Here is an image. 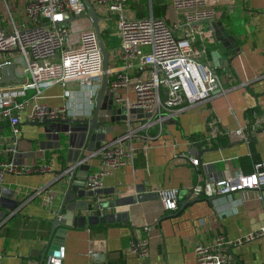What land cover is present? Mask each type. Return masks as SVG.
Wrapping results in <instances>:
<instances>
[{"label":"crops","instance_id":"crops-1","mask_svg":"<svg viewBox=\"0 0 264 264\" xmlns=\"http://www.w3.org/2000/svg\"><path fill=\"white\" fill-rule=\"evenodd\" d=\"M218 12L215 36L207 42L204 60L217 68L222 88L209 100L179 111L162 128L140 131L125 141L124 147L135 148L134 159L126 166L110 172L98 156L86 161L90 165L89 175L109 171L103 177L101 201L135 197L143 189L145 193H154V189L177 187L182 191L179 208L166 211L160 199H148L105 211L126 212V221L68 227L61 243V264H197L198 243H206L222 232L235 239L264 228V188L212 200L188 199L186 195L198 180H213L229 167L250 173L256 162L264 160V132L252 131L249 141L240 140L235 134L237 128L253 120L255 112L264 110V0H222ZM90 21L87 28L93 26ZM72 38L77 41L79 35L72 32ZM5 58L17 61L16 73L24 78L17 51L0 54V60ZM112 63L114 68H120V61ZM90 89L76 81L66 86L50 85L36 101L66 106L72 116L84 119L92 116L95 107ZM65 90L71 92L70 97L64 96ZM27 93L31 97L36 91L29 89ZM122 94L129 100L135 98L130 89L122 90ZM212 119L218 121L219 130L228 132L231 142L226 147L207 148L201 142ZM111 125L113 131L106 135L107 142L130 128L127 122ZM0 126V160L16 159L14 153L6 151L12 127L7 121ZM53 128L24 121L17 146L18 151L27 154L22 157L23 164H47L46 172L7 173L0 180V186L14 191L13 199L19 201L13 215L0 208V264H40L51 228L49 220L68 188L70 177L62 176V170L75 163L80 149L79 145L47 148L41 142ZM183 152L199 157L200 165L175 159ZM86 179L82 174L76 176L84 185ZM96 199L87 201L95 203ZM6 204L11 205V201ZM75 213L87 215L90 211ZM138 236L149 239L147 256L130 252L131 242ZM231 252L238 264H264V236L234 246ZM52 259L44 264H51Z\"/></svg>","mask_w":264,"mask_h":264},{"label":"built area","instance_id":"built-area-1","mask_svg":"<svg viewBox=\"0 0 264 264\" xmlns=\"http://www.w3.org/2000/svg\"><path fill=\"white\" fill-rule=\"evenodd\" d=\"M90 1L100 16L105 18L99 13L104 11L115 19L121 37V47L116 53L118 58L111 54L108 71L114 101L128 110L143 109L142 117L127 121L130 128L126 132L112 141H105L95 152L94 157H100L111 172L134 159L135 148L124 147L125 141L140 131L162 128L179 111L209 100L216 90L222 88L217 68L204 60L207 42L215 36L218 6L222 0H172L173 20L166 15L156 16L152 0L150 10L144 16L136 15L130 0ZM20 5L23 6L21 9ZM0 7L9 19L6 26L0 20V53L19 49L17 57L22 62L24 75V78L19 77L20 84L0 83V123L7 121L12 127L6 151L15 154L24 121L38 124L72 116L66 106L55 107L36 101L45 87L79 82L91 88L90 100L95 104L103 75V54L94 26L82 30L77 41H73L71 21L85 17L87 7L84 0H0ZM16 11L22 16L20 20L16 18ZM115 60L121 63L119 69L113 66ZM12 62L9 58L0 60V78L2 68ZM29 89L36 91L31 97L27 93ZM127 89L134 92V100L122 94V90ZM64 96L70 97L71 92L65 90ZM217 126V120L208 121L207 139L219 134L221 130ZM257 130L264 132V110L255 112L253 120L237 128L235 134L240 140L249 141L250 133ZM175 159L196 167L200 165L199 157L184 152L175 155ZM15 160L14 157L0 160V180L7 173H44L49 168L47 164L26 165ZM108 170L89 175L86 190L101 189ZM263 188L264 160H261L255 163L250 173L229 167L213 180H198L186 195L188 199L215 198ZM153 191L166 211L179 208L180 188ZM99 201L97 197L95 203ZM106 210L95 208L93 213L104 215ZM263 236L264 228L235 239L219 233L210 241L196 245L197 264H238L231 248ZM130 252L147 256L148 237L134 238ZM51 264H61V261L53 258Z\"/></svg>","mask_w":264,"mask_h":264},{"label":"water","instance_id":"water-1","mask_svg":"<svg viewBox=\"0 0 264 264\" xmlns=\"http://www.w3.org/2000/svg\"><path fill=\"white\" fill-rule=\"evenodd\" d=\"M87 12L85 17L90 18L96 30L98 41L103 54V75L100 88L95 96V107L91 117L80 119L74 116L66 118H58L56 120L45 121L38 123V125H45L46 128L55 126L52 130L46 133L45 140L41 143L47 144V148L57 150L63 146L75 147L79 145L80 149L77 158L68 167L62 170V176L69 175L68 188L62 199L59 209L49 220L51 228L47 239L45 250L41 256L40 264L50 262L51 258H59L62 255V238L68 227H85L91 225H108L121 221H126L125 215L128 213H107L99 215L93 213L95 208L110 209L114 206H123L135 202H144L148 199H159L157 193H145V190H138V195L120 198L116 200L99 201L97 204L88 202L87 199L97 198L104 192V190L97 189L95 191H88L85 188L84 181L76 180L78 174L89 176L90 165L86 161L94 157V154L99 150L106 141V135L113 131L111 123L127 122L129 119L136 120L143 116V109L131 108L128 110L124 105L119 106L114 101V92L109 86L108 71L110 69L111 51L107 47L103 33L100 29V21L102 17L98 14L96 8L90 0H84ZM15 51H19L16 49ZM17 63L12 62L2 68V77L0 83H9L13 81H21L18 77ZM1 128V126H0ZM42 149L44 147L42 146ZM71 149V148H70ZM27 156L20 151L15 153L16 162L22 164V157ZM72 162V161H69ZM14 191L0 186V208L4 207L10 211L11 215L15 213V208L19 201L13 199ZM212 200L213 198H208ZM10 200L11 205L6 204ZM196 200V199H195ZM185 204V203H184ZM90 211L87 215H78L76 211Z\"/></svg>","mask_w":264,"mask_h":264},{"label":"rangeland","instance_id":"rangeland-1","mask_svg":"<svg viewBox=\"0 0 264 264\" xmlns=\"http://www.w3.org/2000/svg\"><path fill=\"white\" fill-rule=\"evenodd\" d=\"M130 0V2L135 6L134 8L137 10H150V0ZM154 5V12L155 14H165L170 20H173L174 15L172 13V0H152ZM23 6L20 5V9ZM105 18L102 16V20L100 21V29L103 35L105 36V43L107 47L110 49L111 54H115L116 59L118 58V54H116V51L121 47V37L118 34L117 31V25L115 19L110 17L109 15L105 14L104 11H99ZM16 18L21 19L22 16L19 14L18 11L15 12ZM0 20L1 22L6 26L8 25V18L7 15L4 13V11L0 7ZM89 21L87 17H83L80 19H77L75 21H71V28L72 32H74V35H79V32H81L84 29H88L87 25H89ZM91 22V21H90ZM87 26V27H86ZM92 27V26H91ZM89 27V28H91ZM19 53V52H18ZM3 54V53H0ZM42 125V124H41Z\"/></svg>","mask_w":264,"mask_h":264},{"label":"trees","instance_id":"trees-1","mask_svg":"<svg viewBox=\"0 0 264 264\" xmlns=\"http://www.w3.org/2000/svg\"><path fill=\"white\" fill-rule=\"evenodd\" d=\"M131 6L133 8L135 7L132 3H131ZM153 8H154V5H153ZM146 14H147V10H145V11L136 10V15L137 16H144ZM154 14H155V12H154ZM155 15L156 16H165V14H162V13L155 14ZM88 19H90V18H88ZM103 37H104V40H105V36L104 35H103ZM194 138H196V137H194ZM201 142L205 143L207 148H221V147H226L227 145H229L231 140H230L228 132L225 131V130H221L219 132V134L215 138L207 139V138L204 137V139L201 138Z\"/></svg>","mask_w":264,"mask_h":264}]
</instances>
